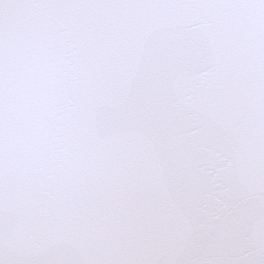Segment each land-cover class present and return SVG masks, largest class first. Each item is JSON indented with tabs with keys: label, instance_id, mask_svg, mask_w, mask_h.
I'll return each mask as SVG.
<instances>
[{
	"label": "snow or ice",
	"instance_id": "obj_1",
	"mask_svg": "<svg viewBox=\"0 0 264 264\" xmlns=\"http://www.w3.org/2000/svg\"><path fill=\"white\" fill-rule=\"evenodd\" d=\"M0 264H264V0H0Z\"/></svg>",
	"mask_w": 264,
	"mask_h": 264
}]
</instances>
